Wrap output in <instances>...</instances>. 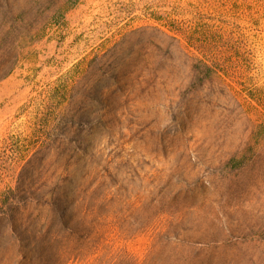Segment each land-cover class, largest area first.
Returning a JSON list of instances; mask_svg holds the SVG:
<instances>
[{
  "label": "rangeland",
  "instance_id": "rangeland-1",
  "mask_svg": "<svg viewBox=\"0 0 264 264\" xmlns=\"http://www.w3.org/2000/svg\"><path fill=\"white\" fill-rule=\"evenodd\" d=\"M0 254L264 264V0H0Z\"/></svg>",
  "mask_w": 264,
  "mask_h": 264
},
{
  "label": "trees",
  "instance_id": "trees-1",
  "mask_svg": "<svg viewBox=\"0 0 264 264\" xmlns=\"http://www.w3.org/2000/svg\"><path fill=\"white\" fill-rule=\"evenodd\" d=\"M170 3H177V0H170ZM168 7L170 8H173L175 9L176 11H172L171 13H168V14H177V10L181 9L182 7H180V5H171V4H167ZM169 16V15H168ZM172 16V15H171ZM165 21H167L168 25H171L169 30L171 32L174 33L175 35V38L179 37L180 39L179 40H184L186 42H188L189 44H191L192 47H196V50H198L200 53H205L207 55H210V57H212V59H215L216 57H219L222 53L217 50L216 48L214 49V46H215V43H216V36L219 35L220 37V34H222L221 36H233L234 32H229V34H227V29L223 28L222 26H219L217 25L216 23L215 24H204V25H201V24H197L198 28H200V26L202 27H210V31L206 32V36L205 34H203V37L205 38H197V34L198 33H201L199 31H193V25L191 24H188L184 21H172V20H169L168 18H164ZM173 22V24H171ZM23 25L20 27L22 28ZM13 29L10 32L14 31V30H20V28L14 26L12 27ZM215 30V31H213ZM233 33V34H232ZM214 34V35H212ZM217 34V35H216ZM240 37L244 38V39H247L248 38V35L244 32H242L240 35ZM228 38V37H227ZM198 43H201V45L199 46H194V45H197ZM204 44V46H203ZM206 45V46H205ZM207 45L210 46L211 48V51L210 50H207L205 49L207 47ZM201 47V48H199ZM6 77V75L2 76L1 78H4ZM31 102V105H36L37 106V103L35 101V99H32ZM38 110H40V108H38ZM30 127L32 128V132L34 134H36L37 136H45V132L47 131V129L50 128L49 124H45L44 122H42V118L39 117L38 114H36L35 116L32 117V120H30ZM51 129V128H50ZM43 140V138H41ZM44 142V140L42 141ZM14 256V254H13ZM4 257L5 256H2L0 254V264H2L4 261Z\"/></svg>",
  "mask_w": 264,
  "mask_h": 264
}]
</instances>
